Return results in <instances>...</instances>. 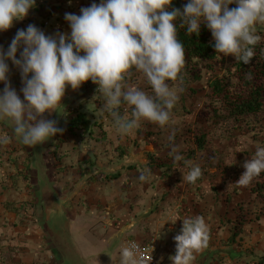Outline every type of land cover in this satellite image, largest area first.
I'll return each mask as SVG.
<instances>
[{
    "label": "rangeland",
    "instance_id": "374dc122",
    "mask_svg": "<svg viewBox=\"0 0 264 264\" xmlns=\"http://www.w3.org/2000/svg\"><path fill=\"white\" fill-rule=\"evenodd\" d=\"M94 2L101 0H36L34 7L42 10L46 22L57 18L68 25L70 36L65 13L80 15L81 8ZM255 29L264 39V23ZM209 37L214 41L211 31ZM234 60L219 54L215 74L225 73ZM209 78L205 74L193 85L201 89L198 95L179 93L167 126L143 121L128 135L118 133L91 80L76 90L68 85L61 104L44 114L64 131L41 144H23L13 132L14 121L0 117V137L11 139L0 145V263L27 264L35 250L41 264H120L126 242L136 240L152 251L154 264H173L174 237L183 220L199 215L209 242L193 253L189 264H264V207L250 193L254 179L247 186L236 184L245 161L264 147V110L237 123L213 126L206 109ZM128 85L154 94L145 78ZM119 111L130 116L132 109L121 104ZM81 113L95 126L87 133L68 131L70 119ZM200 136L205 143L198 151L195 137ZM173 145L174 155L182 159L169 154ZM192 165L202 170L195 183L183 180ZM146 168L152 174L142 182L139 175ZM114 174L120 177L110 180ZM243 222L232 237L234 226ZM36 230L46 233L39 249L32 243ZM26 236L27 242H21Z\"/></svg>",
    "mask_w": 264,
    "mask_h": 264
},
{
    "label": "clouds",
    "instance_id": "9594fccd",
    "mask_svg": "<svg viewBox=\"0 0 264 264\" xmlns=\"http://www.w3.org/2000/svg\"><path fill=\"white\" fill-rule=\"evenodd\" d=\"M35 3L0 0V31L24 19ZM232 4L236 7L229 8ZM171 5L172 0H101L81 8L80 15L65 13L70 36L45 35L32 24L26 30L18 29L8 50L0 47V82L5 85L0 92V117L14 121L13 132L23 144H41L64 131L57 121L43 118L44 114L61 104L68 85L76 90L91 80L105 98L104 110L121 135L132 134L143 121L167 126L183 90L168 81L182 82L185 65V48L178 39L175 21L187 25L189 34H199L201 23H206L216 52L232 55L244 64L250 63L254 46L261 39L255 25L264 23V0H189L182 10ZM8 60L20 69L23 100L8 79ZM133 68L144 75L154 94L126 83ZM121 104L131 107L130 116L121 115ZM10 142L7 134L0 137V145ZM175 153L173 145L169 154L175 160L182 159ZM243 167L236 184L247 186L264 172V147H257ZM151 174L146 168L139 180L146 181ZM201 176V167L192 165L183 180L195 183ZM174 240L173 264H189L194 252L208 246L204 217L185 218ZM120 264H146L140 246L132 242L124 247Z\"/></svg>",
    "mask_w": 264,
    "mask_h": 264
},
{
    "label": "trees",
    "instance_id": "16d2710c",
    "mask_svg": "<svg viewBox=\"0 0 264 264\" xmlns=\"http://www.w3.org/2000/svg\"><path fill=\"white\" fill-rule=\"evenodd\" d=\"M188 2L189 0H172L171 7L182 10ZM175 23L178 39L185 48V65L181 73L182 82H168L178 83L183 93L187 92L194 96L201 93V89H195L193 85L202 82L204 75L209 74L210 78L206 81L209 104L206 109L208 120L213 126L227 122L237 123L261 113L264 110V39L261 37L255 44L254 56L249 64L235 59L226 72L219 76L214 71V61L219 54L214 48L215 41L210 40V30L206 23H201L199 34H189L186 31L187 25L181 24L179 19ZM139 77L145 78L141 72L133 68L126 83L135 82ZM145 80L147 81L146 78ZM92 126H95V123H91L85 114L81 113L70 119L67 130L72 132L76 129L87 133ZM204 143L205 136L195 137L198 151L203 149ZM119 177V174H114L109 179L117 180ZM250 193L264 207V172L254 178ZM243 224L244 222L234 226L235 232L232 237L241 231Z\"/></svg>",
    "mask_w": 264,
    "mask_h": 264
},
{
    "label": "crops",
    "instance_id": "0c3cea01",
    "mask_svg": "<svg viewBox=\"0 0 264 264\" xmlns=\"http://www.w3.org/2000/svg\"><path fill=\"white\" fill-rule=\"evenodd\" d=\"M37 19L39 20V22L37 21ZM42 19H43L42 10L40 8L38 9L37 7L31 8L29 10L28 15L24 19L14 21L13 26L7 31H0V47H2L3 50L6 52L17 30L18 29L26 30L27 26L30 24L35 25L38 29L42 30L45 33V35L54 36L56 33H67L68 34L69 26L65 25L63 21L58 22L56 18L55 23L52 24V22L51 23L46 22L47 20L46 18L43 19L44 21ZM41 20L43 21V23L41 22ZM20 51H22V48L21 50H18L17 52L18 59L20 58ZM6 63L9 66L8 78H10V80H12L13 82V85L11 86L17 91V94L20 96L21 100H23L24 97L21 91V88L23 87V83L21 79L20 69H18L15 65H13L11 60L6 61ZM1 85L3 86V82H0V86ZM131 226H133V224H130L129 228H132ZM17 232L20 233L21 230H18ZM35 237L36 238L34 242L32 243L35 245V248L39 249L41 248L40 244L42 242V239L46 237V233L45 232L41 233L36 230ZM139 237L141 238V236ZM21 242H27V236L24 237V239ZM33 246H32V249H33ZM37 253L39 252L35 250L31 253L29 262H27V264H41L40 262L37 263V258H36ZM14 262H16V264H21L19 263V260H16V261L14 260ZM0 264H11V263L7 260H3ZM93 264H100V263L94 262Z\"/></svg>",
    "mask_w": 264,
    "mask_h": 264
},
{
    "label": "built area",
    "instance_id": "2783aa9c",
    "mask_svg": "<svg viewBox=\"0 0 264 264\" xmlns=\"http://www.w3.org/2000/svg\"><path fill=\"white\" fill-rule=\"evenodd\" d=\"M132 242H135L136 244H138L140 246V251L144 255L146 264H154L155 263V258H154V255H153L152 251H150V249L145 247L142 243H140V242H138L136 240H129V241L126 242L125 247L128 246Z\"/></svg>",
    "mask_w": 264,
    "mask_h": 264
}]
</instances>
